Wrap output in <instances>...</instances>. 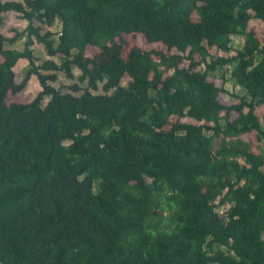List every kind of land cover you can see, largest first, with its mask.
<instances>
[{
  "label": "trees",
  "instance_id": "obj_1",
  "mask_svg": "<svg viewBox=\"0 0 264 264\" xmlns=\"http://www.w3.org/2000/svg\"><path fill=\"white\" fill-rule=\"evenodd\" d=\"M48 1L0 0V14L28 21L23 50L4 44L24 33H0V264H264V152L241 138L256 132L264 143L256 114L264 105V39L249 29L255 18L264 22L256 3L264 0ZM56 19L55 47L33 22L50 27ZM137 34L168 52L125 58L121 38ZM216 35L245 37L248 48L196 60ZM36 42L60 64L37 65ZM91 47L98 53L89 55ZM257 56L249 68L241 62ZM20 59L30 68L17 83ZM233 65L246 95L225 105L220 94L228 92L208 77ZM73 66L86 87L62 92L50 84L58 71L73 78ZM33 75L42 91L7 104ZM100 84L103 93H93ZM164 200L177 208L151 217Z\"/></svg>",
  "mask_w": 264,
  "mask_h": 264
},
{
  "label": "rangeland",
  "instance_id": "obj_2",
  "mask_svg": "<svg viewBox=\"0 0 264 264\" xmlns=\"http://www.w3.org/2000/svg\"><path fill=\"white\" fill-rule=\"evenodd\" d=\"M20 2H23V0H18ZM44 4L52 5L51 2L48 0H42ZM189 2H192L193 0H188ZM257 6L261 13L264 15V1H257ZM201 5V3H198ZM250 10L247 8V4H242L240 8L241 14H247ZM0 33H2L4 36L7 37V39L14 38L18 33H24L22 36H20L15 42H6L4 44V49L12 50V49H18L23 50L25 43L27 41V32L26 28L28 26V21L23 18L22 14L15 12V11H7L0 14ZM192 20L194 22L199 21V16L196 12L192 14ZM33 25L35 27H41L43 32L50 31L52 34V39L54 41V46L56 47L58 45V34L61 31V21L60 19H56L53 24L48 27L46 25L40 24L38 21H34ZM249 29L254 31V33L257 35L259 40L264 39V22L260 19H253L249 23ZM176 36L182 37L185 39L186 35L184 30H179L175 33ZM121 42L123 43V49H124V55L125 58H129L132 55H134L137 51H143V52H152V51H163L168 52L167 47L162 43H149L146 38L141 35H123L121 38ZM248 48V42L245 37L242 36H228V35H216L213 39L206 42L204 44V47H201L200 50L194 55L196 60L201 59V53H205L208 56L209 61H214L218 57L223 56H233L236 55L238 50L245 51ZM33 54L37 65H41L46 60H53L56 63L60 64V58L59 57H49L44 46L40 43H35L32 46ZM174 54H182L177 49H172L171 51ZM87 53L89 55H95L98 53L97 48H89L87 49ZM73 54H77V51H73ZM187 55V54H185ZM151 59L153 61H159V57L155 54H151ZM259 60V56L250 59L245 58L242 59L241 62L246 67L253 66L257 61ZM3 61L2 56H0V63ZM187 62L185 61L183 64H181V68L186 67ZM235 67V65L230 67H221L218 68L215 72H212L209 74L208 79L212 82H214L217 86L222 87L227 91L228 93H222L220 94V100L225 105H232L235 102H239V98L241 96L246 95V89H247V80L245 77H242L240 79H235L231 76V70ZM30 68V64L28 60L20 59L16 66L14 67V73H15V81L17 83H20L28 69ZM73 72V78H69L65 75L63 71H58L57 80L55 82H50V84L56 88L61 90L62 92H70V86L78 85L81 88H84L87 86V82H82L79 77L81 75V72L76 67H72ZM43 73H45L43 71ZM129 80L128 77H125L122 80V85L125 86L127 81ZM102 84H100L99 91H94L93 93H103V90L101 89ZM42 91V87L39 83V80L37 76L33 75L28 80L25 88L17 93L12 94L8 93L6 96V102L7 104L12 103H29L31 102L38 93ZM233 95V96H232ZM49 97H45L43 100L42 105L45 106L47 102L49 101ZM247 113V110H245L244 114ZM256 114L260 119H262V123L264 125V105L257 107ZM239 116V113L232 112L231 113V120L236 119ZM177 118H172V122L178 121ZM182 122H192V123H198L195 120H191L188 118L181 119ZM246 142L250 143L252 146V151L255 153H260L261 151L264 152V143L259 142L257 139L256 132H252L250 134H245L241 137ZM219 142H216V147L218 146ZM148 181L150 179L147 178ZM161 193H164L161 191ZM228 206L224 207H218L217 210L222 214L225 209ZM177 208V204L173 200H164L158 210L153 211L151 214V217H159L162 215L167 214L169 211L174 210ZM264 238V233H263Z\"/></svg>",
  "mask_w": 264,
  "mask_h": 264
},
{
  "label": "built area",
  "instance_id": "obj_3",
  "mask_svg": "<svg viewBox=\"0 0 264 264\" xmlns=\"http://www.w3.org/2000/svg\"><path fill=\"white\" fill-rule=\"evenodd\" d=\"M60 32H61V31H60ZM60 32H59L58 36L60 35Z\"/></svg>",
  "mask_w": 264,
  "mask_h": 264
}]
</instances>
